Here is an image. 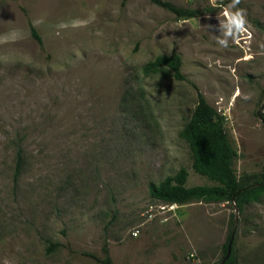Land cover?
Here are the masks:
<instances>
[{"label":"rangeland","instance_id":"1","mask_svg":"<svg viewBox=\"0 0 264 264\" xmlns=\"http://www.w3.org/2000/svg\"><path fill=\"white\" fill-rule=\"evenodd\" d=\"M167 1L213 10L0 0V264H98L104 245L118 264H220L230 233L235 264H264V193L239 210L148 190L182 167L187 186L213 184L179 135L195 86L223 117L238 177L264 173V0ZM173 52L185 79L142 72Z\"/></svg>","mask_w":264,"mask_h":264},{"label":"trees","instance_id":"2","mask_svg":"<svg viewBox=\"0 0 264 264\" xmlns=\"http://www.w3.org/2000/svg\"><path fill=\"white\" fill-rule=\"evenodd\" d=\"M152 3L170 11L177 18L197 17L211 12L212 7L202 9L176 5L167 0H150ZM31 36L41 43V37L31 21H28ZM181 57L173 52L169 55H158L153 60L147 61L142 66L144 74L162 72L164 77H173L178 80L185 79L181 72ZM196 88V104L188 121L179 132L188 145L192 168L195 172L207 177L213 184L187 186L188 171L184 167L176 173L167 175L160 182H149L148 190L152 198L169 203L181 204L188 199L224 200L233 202L237 209L254 201L264 193V173L251 176L238 177L234 161L237 151L231 145L221 114L211 106L203 93ZM261 122L264 124V114L259 112ZM24 155L21 146L16 150L14 167V180L23 169ZM230 233L223 244V257L227 253L228 245L233 238ZM53 245L47 246V251H52ZM98 264H118L114 262L106 245L102 247V254H89ZM223 264H235V259L230 251Z\"/></svg>","mask_w":264,"mask_h":264},{"label":"clouds","instance_id":"3","mask_svg":"<svg viewBox=\"0 0 264 264\" xmlns=\"http://www.w3.org/2000/svg\"><path fill=\"white\" fill-rule=\"evenodd\" d=\"M232 23L236 29H242L245 21L243 16L240 13H237L236 16L233 18Z\"/></svg>","mask_w":264,"mask_h":264},{"label":"water","instance_id":"4","mask_svg":"<svg viewBox=\"0 0 264 264\" xmlns=\"http://www.w3.org/2000/svg\"><path fill=\"white\" fill-rule=\"evenodd\" d=\"M231 238H233V233H232ZM230 251H231V241H230V243H229V245H228L227 253H226V255L222 258L220 264H223V263H224V260L229 256Z\"/></svg>","mask_w":264,"mask_h":264},{"label":"built area","instance_id":"5","mask_svg":"<svg viewBox=\"0 0 264 264\" xmlns=\"http://www.w3.org/2000/svg\"><path fill=\"white\" fill-rule=\"evenodd\" d=\"M261 113H263V114H264V109L262 110V112H261ZM133 234H134V235H136V234H137V231H134V232H133Z\"/></svg>","mask_w":264,"mask_h":264}]
</instances>
